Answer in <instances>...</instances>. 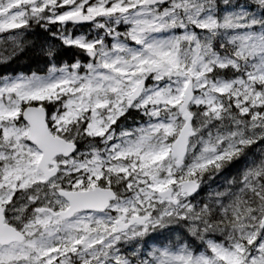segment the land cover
<instances>
[{
	"label": "snow or ice",
	"instance_id": "obj_1",
	"mask_svg": "<svg viewBox=\"0 0 264 264\" xmlns=\"http://www.w3.org/2000/svg\"><path fill=\"white\" fill-rule=\"evenodd\" d=\"M0 69V264H264V0H0Z\"/></svg>",
	"mask_w": 264,
	"mask_h": 264
},
{
	"label": "trees",
	"instance_id": "obj_2",
	"mask_svg": "<svg viewBox=\"0 0 264 264\" xmlns=\"http://www.w3.org/2000/svg\"><path fill=\"white\" fill-rule=\"evenodd\" d=\"M8 70L15 71H25L30 70L32 67H35L34 64H30L26 59L21 58L19 61H14L12 64L8 65ZM2 71V69H0Z\"/></svg>",
	"mask_w": 264,
	"mask_h": 264
}]
</instances>
